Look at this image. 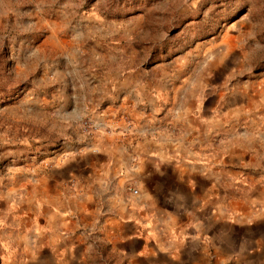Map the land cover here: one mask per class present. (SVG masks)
<instances>
[{
    "label": "rangeland",
    "instance_id": "obj_1",
    "mask_svg": "<svg viewBox=\"0 0 264 264\" xmlns=\"http://www.w3.org/2000/svg\"><path fill=\"white\" fill-rule=\"evenodd\" d=\"M175 93L217 110L223 180L219 233L167 264H264V0H0V264H58L55 234H5L25 187ZM91 244L84 264H162Z\"/></svg>",
    "mask_w": 264,
    "mask_h": 264
},
{
    "label": "crops",
    "instance_id": "obj_2",
    "mask_svg": "<svg viewBox=\"0 0 264 264\" xmlns=\"http://www.w3.org/2000/svg\"><path fill=\"white\" fill-rule=\"evenodd\" d=\"M161 99L150 111L128 102L133 127L110 119L113 130L95 148L31 180L21 206L26 228L5 234H39L46 245L55 234L58 264H84L91 240L132 262L202 254L219 233L207 201L223 180L217 110L202 115L197 100L185 112L175 93L161 113ZM189 118L194 126L180 120Z\"/></svg>",
    "mask_w": 264,
    "mask_h": 264
}]
</instances>
